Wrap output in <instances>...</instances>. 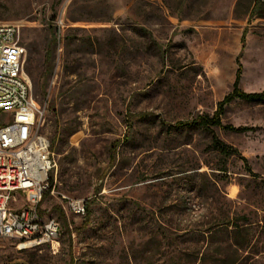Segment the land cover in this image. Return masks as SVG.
<instances>
[{
	"label": "rangeland",
	"instance_id": "374dc122",
	"mask_svg": "<svg viewBox=\"0 0 264 264\" xmlns=\"http://www.w3.org/2000/svg\"><path fill=\"white\" fill-rule=\"evenodd\" d=\"M0 23L21 25L39 132L57 162L41 208L61 224L53 244L19 250L0 239V264H161L149 236L165 231L196 244L224 201L251 218L247 264H264V102L226 107L223 122L246 132L178 125L213 115L230 92L244 34L240 86L264 90V0H0ZM55 36L53 114L40 88ZM12 115L0 112V126ZM212 133L261 178L238 155L224 170ZM65 198L92 203L86 230L74 231L84 214Z\"/></svg>",
	"mask_w": 264,
	"mask_h": 264
},
{
	"label": "built area",
	"instance_id": "2783aa9c",
	"mask_svg": "<svg viewBox=\"0 0 264 264\" xmlns=\"http://www.w3.org/2000/svg\"><path fill=\"white\" fill-rule=\"evenodd\" d=\"M26 64L21 25L0 23V112L13 111L0 126V239L14 240L19 250L53 244L61 232L41 208L53 193L57 162L51 140L39 132L43 111ZM65 199L72 213H85L84 200Z\"/></svg>",
	"mask_w": 264,
	"mask_h": 264
},
{
	"label": "trees",
	"instance_id": "16d2710c",
	"mask_svg": "<svg viewBox=\"0 0 264 264\" xmlns=\"http://www.w3.org/2000/svg\"><path fill=\"white\" fill-rule=\"evenodd\" d=\"M55 41L56 36L53 37L52 42L48 46L44 80L40 88L41 95L45 99L46 103H48V107L50 110H52L53 114H55V103L52 100L50 101L48 98V80L53 70V65L51 63V54L53 47L52 45ZM245 44L246 38L244 34L242 37V52ZM242 52H240L239 56L236 59L237 70L235 73V80L233 82L232 88L230 92L226 94L221 101H219L214 114H199L190 122H180L178 125L194 126L205 128L207 130H211L212 127H222L225 130L238 133L246 132L250 129L247 126H235L233 124H226L222 120V116L225 113L226 107L234 100H242L245 102L255 103L264 102V90L261 92H246L240 86L243 71V66L241 63ZM26 71L31 78L32 73L29 68H27V66ZM212 147L218 152L222 153L225 157L224 170L227 169L226 163L228 161V158L233 155H238L243 160L244 166L250 173V175L261 178V176H258L255 172L252 171L249 165V161L246 157L242 156L238 150L222 141L215 133H212ZM52 149L54 150L53 144ZM115 149L116 146L114 147L113 151L114 160L116 158ZM261 183L264 187V178H261ZM136 204L140 206L138 203ZM142 208L146 209L145 207ZM218 208L220 213L215 217L216 222L211 223L208 228L198 229L199 236L195 240L196 244H191L192 242H190V238L184 237L183 240H179L181 236H176L173 240H169L172 236L168 235L165 231L161 233L157 231V233L152 237L150 235L146 242L155 243L157 246V250L162 253L163 256H165L163 259H159L160 261H162L161 264H247L248 261L245 258H248V253L252 247L253 242V238L250 234L249 228L252 224L251 218L246 214L238 215L236 213H232L231 208L228 207L227 201H224L221 205L218 206ZM92 214V203L89 202L86 204L84 220L81 226L76 227L74 231L79 232L86 230L91 224ZM218 232H224L226 234V237L223 238V241L219 242V239L217 240L215 238V235ZM72 233L73 231H70V234ZM172 246L173 252L171 250ZM168 251H171V253L167 254ZM157 263V261L148 262V264Z\"/></svg>",
	"mask_w": 264,
	"mask_h": 264
}]
</instances>
